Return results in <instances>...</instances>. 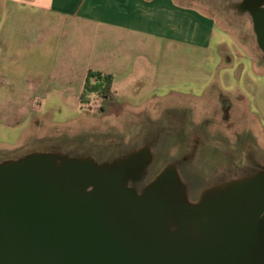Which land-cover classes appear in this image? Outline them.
<instances>
[{"label":"rangeland","instance_id":"1","mask_svg":"<svg viewBox=\"0 0 264 264\" xmlns=\"http://www.w3.org/2000/svg\"><path fill=\"white\" fill-rule=\"evenodd\" d=\"M177 1L217 21L211 49L221 42L230 48L227 27L235 38L249 40L255 55L246 54L243 61L235 58V63L246 66V74L237 80L234 72L223 69L213 75L215 84L205 89L203 78L197 88L183 70L188 62L177 58L171 66L176 69L173 76L168 73L170 81L158 80L150 69L136 82L117 85L115 102L108 106L96 94L82 100V82L48 81L50 43H42L35 32L34 10L0 0V161L30 153L24 151L49 150L65 157L91 158L94 141L98 146L121 142V156L136 148L147 149L152 160L158 156L146 170L147 180L174 169L185 196L193 202L213 187L264 172V74L259 75L264 58L249 15L244 18L245 11L238 15L242 0ZM229 50L223 55H232ZM248 58L255 62V74ZM206 126L212 129L208 136Z\"/></svg>","mask_w":264,"mask_h":264},{"label":"water","instance_id":"2","mask_svg":"<svg viewBox=\"0 0 264 264\" xmlns=\"http://www.w3.org/2000/svg\"><path fill=\"white\" fill-rule=\"evenodd\" d=\"M248 15L264 58V6ZM34 152L0 163V264H264V172L185 196L167 168Z\"/></svg>","mask_w":264,"mask_h":264},{"label":"crops","instance_id":"3","mask_svg":"<svg viewBox=\"0 0 264 264\" xmlns=\"http://www.w3.org/2000/svg\"><path fill=\"white\" fill-rule=\"evenodd\" d=\"M1 1L34 10L35 32L42 43L45 40L50 43L46 51L51 58V68L46 70L48 81L65 85L82 82L83 92L89 71L109 75L112 77L111 104L117 97V85L124 80L136 82L150 69L158 80L170 81L168 73L173 76L176 69L171 66L177 58L189 64L187 68L183 66L187 79L200 88L205 78L202 87L206 89L215 84L213 75L218 76L223 69L234 72L239 80L246 74V66L239 61L235 63V58L243 61L246 54L252 56L256 52L249 40L235 38L225 26L230 48L226 49L228 45L221 42L211 49L217 21L177 0ZM229 49L233 50V56L226 57L223 54ZM249 58L247 62L255 74V62ZM260 62L263 64L264 60ZM260 74H264V67ZM189 93L192 95L194 90ZM204 129L207 136L212 131L207 126ZM246 130L253 132L248 127ZM253 134L259 137L255 131Z\"/></svg>","mask_w":264,"mask_h":264},{"label":"flooded vegetation","instance_id":"4","mask_svg":"<svg viewBox=\"0 0 264 264\" xmlns=\"http://www.w3.org/2000/svg\"><path fill=\"white\" fill-rule=\"evenodd\" d=\"M258 3L259 5L264 6V0H242L240 3V13L238 14L239 16H242L244 14V11L246 14H248L249 10H251V7L253 4ZM245 15V14H244ZM250 18V17H249ZM99 98L108 106L111 105V100L112 98H108V97H104L102 95H98ZM91 100H87L86 104H89ZM171 125V124H170ZM172 126V125H171ZM172 129V127H171ZM201 136L207 137L205 134H202ZM97 142L94 141V146L95 148L93 149V155H91L92 161L97 164V165H106L108 167H112L114 165H122L124 163H126L127 161H129L130 159L133 158H137L138 156H140L142 154V152L146 151L147 149L144 148H136L132 151H130L129 153L127 152L124 155H120L121 152L119 151V149H122V143H113L109 142L107 145L104 144L103 146H101L102 144H100L98 146V144H96ZM137 147V146H136ZM106 152V153H103ZM34 153V152H42V151H24L21 153ZM48 153L51 152L50 150L47 151ZM126 152V151H125ZM118 154V155H117ZM107 155V156H105ZM25 156V155H24ZM22 156V157H24ZM21 158V157H19ZM17 158V159H19ZM14 159V160H17ZM158 156L154 158V160H152V162L150 163V165L148 166V169H150V167L152 168V166H154L156 164V162L158 161ZM5 161H13V159H8V160H3L0 161V163L5 162ZM263 173V172H260ZM258 173V174H260ZM147 176V177H146ZM149 178L148 174L144 175H140L137 176L136 178H130L128 181V186L132 189H134L136 192H141V190L148 185L149 183H151L153 180L149 181L147 180ZM190 196L193 195V191H191L189 193ZM190 202L193 203L192 199H189Z\"/></svg>","mask_w":264,"mask_h":264},{"label":"trees","instance_id":"5","mask_svg":"<svg viewBox=\"0 0 264 264\" xmlns=\"http://www.w3.org/2000/svg\"><path fill=\"white\" fill-rule=\"evenodd\" d=\"M112 77L98 72L89 71L81 94V99L87 94L102 95L112 98L111 96Z\"/></svg>","mask_w":264,"mask_h":264},{"label":"bare ground","instance_id":"6","mask_svg":"<svg viewBox=\"0 0 264 264\" xmlns=\"http://www.w3.org/2000/svg\"><path fill=\"white\" fill-rule=\"evenodd\" d=\"M244 18L248 17L247 14L246 15H243Z\"/></svg>","mask_w":264,"mask_h":264}]
</instances>
